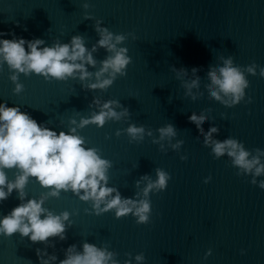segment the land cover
Listing matches in <instances>:
<instances>
[{
    "label": "water",
    "instance_id": "water-1",
    "mask_svg": "<svg viewBox=\"0 0 264 264\" xmlns=\"http://www.w3.org/2000/svg\"><path fill=\"white\" fill-rule=\"evenodd\" d=\"M84 3L89 4L87 10ZM86 14L92 19H85ZM97 19L113 34L126 36L117 45L126 47L132 60L126 76H118L106 91H88L78 78L46 81L36 74H20L18 82L24 90L14 94L5 63L0 66V103L19 106L38 124L59 134L75 127L70 124L72 119L79 123L81 117L98 111L95 105L89 107L94 98L117 100L128 108L129 117L108 121L102 128L77 129L85 147L98 149L101 158L112 162L108 186L117 188L122 198L134 197L139 191L138 199H143L142 189L148 181L141 180L142 176L155 180V169L160 168L171 179L163 192L149 193L152 212L148 224H137L131 214L116 219L114 210L97 216L91 201L82 202L71 191H61L59 198L49 197L43 207L54 214H71L67 239L50 238L53 248L34 244L19 233L0 235V264H39L38 248L55 254L59 264L70 245L82 250L85 241L117 253L119 264L128 259L136 264L134 257L140 253L145 255L143 264H264V189L251 184L250 175L237 176L238 169L227 155L215 159L188 120L192 112L203 113L208 116L205 132L211 126L219 128L215 139L231 137L249 151L264 150V78L259 75L264 67V0H0V33L8 34L0 39H12L14 34L26 40L43 39L45 46H51L57 39L68 43L81 35L91 50L100 38L94 29ZM110 54L98 48L93 53L97 64L88 70L95 73ZM228 56L242 71L253 62L258 65L255 76L245 71L249 81L245 101L250 96L251 103L242 101L229 108L210 98L209 66L218 71ZM172 66L186 68L187 75L177 77ZM194 67L200 69L199 86L192 89L195 101L184 95L187 89L182 87L195 79ZM169 123L177 129L171 143H184L175 151L165 138L160 143L167 152H162L152 140L159 139L157 129ZM129 124L146 128L142 142L129 143L123 131ZM149 129L152 137L147 135ZM182 155L187 160H181ZM5 171L9 180L15 179L16 169ZM209 176L212 179L205 184ZM262 179L257 177L258 182ZM137 180H141L139 187ZM48 191L30 178L26 200L38 199ZM20 202L13 190L0 202V218ZM209 249L211 255L205 258Z\"/></svg>",
    "mask_w": 264,
    "mask_h": 264
},
{
    "label": "clouds",
    "instance_id": "clouds-1",
    "mask_svg": "<svg viewBox=\"0 0 264 264\" xmlns=\"http://www.w3.org/2000/svg\"><path fill=\"white\" fill-rule=\"evenodd\" d=\"M83 8L87 10L89 4L84 3ZM85 19L92 17L86 14ZM101 25V20H95L94 29L100 38L91 50L85 46V39L81 35L73 36L68 43H62L57 39L51 46H45L46 42L43 39L26 40L22 37L17 38L14 34L12 39H0V66L6 63L11 73L9 79L15 85L13 93L20 94L24 90V86L18 82L20 74L24 76L36 74L43 76L46 81L78 78L82 88L88 91H106L118 76H126L127 66L132 60L127 54L126 47H117L126 40V36L113 34L107 27ZM5 35L8 34L0 33V36ZM135 38L133 35V39ZM98 48H103L111 54L100 61L101 67L93 73L88 69L95 68L97 64L93 53ZM257 67L258 65L253 62L242 71V67L234 66L231 56L223 60V66H220L218 71L210 65L207 72L211 81L208 86L210 98L229 108L245 101V90L249 87L245 71L255 76ZM171 70L177 73V77L188 73L183 67L177 69L172 66ZM198 71L199 68H192L191 72L195 79L182 85L187 89L184 95L190 96L193 101L197 100L192 89L199 86ZM259 75L264 78V67H260ZM93 76L95 82H91ZM251 102L252 98L249 96L245 103ZM93 105L98 111H93L89 118L81 117L79 123L72 119L70 124L75 127H71L67 133L60 131L57 134L56 131L38 124L28 113L22 112L19 106L9 107L6 103H0V202L7 200L13 190L18 193V199L21 201L7 215L0 218V235L11 237L19 233L22 238L28 237L34 244L39 242L53 248L55 245L50 243V238L66 240L67 228L72 226L71 214L68 211L54 214L43 207L49 197L59 198L61 191H71L82 202L91 201L92 212L97 216L114 210L116 219L131 214L136 218L137 224L149 223L152 212L149 193L166 190L171 176L160 168L155 169V180L147 174L142 176L141 180L148 181L142 189L145 197L143 199H138L141 195L139 191L134 197L122 198L117 188L109 187L108 171L112 167V162L101 158L98 149L85 147V139L77 134V129H83L88 125L102 128L108 121H120L129 117L130 112L117 100L102 102L94 98L89 107ZM116 108H121L122 111L117 112ZM188 120L196 126L203 137L204 146L211 149L215 159L227 155L231 158L232 166L238 169L237 176L250 175L251 184L258 183L259 188L264 189V179L257 181V177L264 176V163L261 162L264 150L255 148L249 151L242 142L231 137L223 141L215 139L214 134H219V128L211 126L205 132L203 125L208 121V116L203 113L198 115L192 112ZM145 129L143 125L129 124L123 131L130 138L129 143H132L144 140ZM157 131L159 139L153 138L152 143L158 144L162 152H167V148L160 143L165 138L169 140L170 148L175 151L184 143L183 140L171 143L172 138L177 136V129L171 123L158 128ZM116 135L120 136L121 130H117ZM147 135L152 137L151 129L147 131ZM180 159L187 160V156L182 155ZM12 169L17 170L15 179L9 180L5 170ZM30 178H34L42 188L49 189L47 194L41 195L38 199L26 200L25 188ZM211 179V176L207 177L204 183H209ZM141 180L135 182L137 187ZM81 248L82 250H77L75 244L70 245L64 251L65 258L59 260V264H119L116 259L118 254L109 251L107 247H98L85 241ZM241 254H244V250H241ZM36 255L39 264H57L58 257L55 254L49 255L46 250L38 248ZM126 255L131 257L130 253ZM208 255H211V249L205 258ZM134 259L136 264H143L145 255L137 254ZM124 264H131V259L125 260Z\"/></svg>",
    "mask_w": 264,
    "mask_h": 264
}]
</instances>
